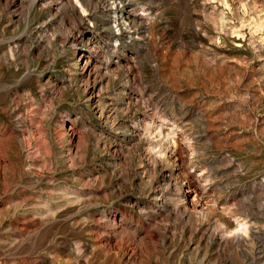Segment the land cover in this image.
I'll list each match as a JSON object with an SVG mask.
<instances>
[{
    "label": "rangeland",
    "instance_id": "obj_1",
    "mask_svg": "<svg viewBox=\"0 0 264 264\" xmlns=\"http://www.w3.org/2000/svg\"><path fill=\"white\" fill-rule=\"evenodd\" d=\"M0 264H264V0H0Z\"/></svg>",
    "mask_w": 264,
    "mask_h": 264
}]
</instances>
